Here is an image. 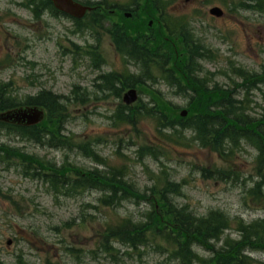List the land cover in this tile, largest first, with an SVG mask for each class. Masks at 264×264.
<instances>
[{
  "label": "rangeland",
  "instance_id": "obj_1",
  "mask_svg": "<svg viewBox=\"0 0 264 264\" xmlns=\"http://www.w3.org/2000/svg\"><path fill=\"white\" fill-rule=\"evenodd\" d=\"M21 1L0 0V85L6 89H0V95L22 99L47 88L58 99L63 97L60 104L69 113L63 134L71 135L74 144L87 141L91 152L86 156L77 147H47L7 134L4 130L0 131V148L7 143L20 148L24 154H36L43 158L42 161L55 165L67 160L89 169L91 176L101 179L105 188L109 183L106 177L109 172L105 168L115 167L122 170L129 181L128 188L136 189L137 198L145 191L147 202H153L158 192H165L169 183L171 187L177 184L171 196L177 203L187 204L197 215L208 210V218L210 208H219L228 214L227 217L241 218L247 223L260 219L259 233H264V203L256 202L247 194L253 182L261 178L254 161L259 147L240 142L230 164L236 175L220 180L216 175L213 177L214 174L212 177L203 175L201 168H213L214 165L226 168V164L216 153L197 148L191 141L188 147L174 145L169 129L166 126L162 129L155 120L160 113L147 112L150 104L145 93L139 91L140 102L128 118H112L122 108L123 90L140 80L162 90L170 101L184 108L188 99L173 95L162 81L154 84L161 77L158 64L168 61L162 49H151L146 56L147 63L126 62V56L117 54V47L113 48L106 32L108 27L103 25L97 34L96 29L88 25V19L83 25L74 24L67 17L45 14L44 11H41L40 18H35ZM240 1L175 0L167 9L174 18L171 26L175 25V30L180 31L179 37L190 39V45L201 42L211 51L199 61L201 75L207 77L210 86L233 87V81H239L232 74L233 65L251 72H259L264 67V11L241 8ZM213 6L220 7L223 14L211 16L209 9ZM170 37L176 38L174 35ZM141 44L143 48L151 47L150 43ZM87 51L92 53L91 56ZM98 60L100 64L91 65V61ZM129 60L135 59L131 57ZM143 82L140 85H146ZM230 90L237 93V98L242 97L240 88ZM26 99L24 97L22 101ZM246 104L252 117L262 115L264 87L254 90ZM60 114L51 107L53 125L59 124ZM185 136L190 140L189 132ZM142 146L141 152L150 147L153 154L139 156L137 149ZM11 162L0 160V189L3 193L0 194V264H13L15 256L20 254L28 264H178L156 247L163 238L156 233L151 238L146 231L143 235L148 244L144 249L133 251L113 242L118 249L116 254L111 256L102 250L101 234L105 225H113L127 216L132 217L133 222L141 218L146 208L150 210L145 202L130 199L123 204L120 201L121 206L102 207L97 205V198L103 196L99 190L58 194L56 197L46 185L37 183L39 180L25 178L21 173L22 166ZM53 167L61 171L72 168V164ZM257 183L264 191V182ZM132 221L126 223L134 224ZM161 225L171 235L181 227L177 223ZM226 233L236 238V226L232 224ZM250 237L255 238V235ZM7 240L10 244H6ZM250 241L248 239V246H251ZM252 244L264 247V237ZM195 250L201 256L209 254L198 247ZM247 254L257 260L252 264H264V252Z\"/></svg>",
  "mask_w": 264,
  "mask_h": 264
},
{
  "label": "trees",
  "instance_id": "obj_2",
  "mask_svg": "<svg viewBox=\"0 0 264 264\" xmlns=\"http://www.w3.org/2000/svg\"><path fill=\"white\" fill-rule=\"evenodd\" d=\"M130 82L131 81H129V83ZM40 96L42 97L40 98L38 97L37 99H35V101L36 103L40 102L41 103L40 105L46 107L49 110V114L51 107H54L58 111L62 110V106L58 103V98L53 96L51 93H45V94L42 93L40 94ZM221 96L223 97V101H224L221 112L219 113L221 115V119H219L220 124L222 126L221 132H217L213 128L212 123L215 122L216 119L207 116L208 110L206 105H200V107L197 109L198 112H201L197 115H203V116H198L196 118L194 117L195 119L193 121H187L196 126L195 130L198 132L196 134V137L200 141V144L204 147L210 148L211 150L218 151L220 154L224 153L223 143L225 140H227L228 138L229 139L237 138L236 136L237 132L232 128H238V126L231 122L229 123L228 119L235 117V115L241 112L239 111L240 108L233 104V101L228 100L222 94ZM9 106L10 105L6 102V100L0 97V108L5 109L8 108ZM207 106L209 107L208 102H207ZM63 118L64 117H62L61 115L60 117H58V122H59L58 129H54L53 127H57V124L53 125V120L50 117V121L48 124L46 122L42 123L41 126L36 129L37 132L36 136H41L40 138L42 139V142H44L45 136H49L52 135L53 133H56V131H58L62 127ZM235 121H237L236 123L238 125L246 126V127L248 126L253 131L258 130L257 128H260L261 126L262 128L264 127V120L243 121V119L240 118L238 120L237 119L233 120V122ZM250 136H253L252 140L254 141L255 144L262 145L264 134L261 133V130H258L256 132H251ZM0 149H2L4 152L5 147H2ZM259 155H261L260 160H263L264 151L262 153H259ZM109 179L110 181L107 185V188H105V186L100 185L103 184V181L101 179H92L90 174H87V176L84 179L85 181L91 184L90 187L92 189L95 190L98 189V187L96 188L94 185L95 182H97L96 184H99L100 186L103 187L100 191L104 192V194L99 201L101 202V204L105 206H110L119 203L120 201H118L116 198L117 192L124 191V190H119L122 189V187L119 184H117L118 182L117 176L112 175ZM126 192H128V190H126ZM105 200L108 201V203ZM221 217L222 214L219 212H212L208 218H204V217L195 218L190 215L186 217V213L185 215H181V213L170 202L163 201V203H161L160 201H155L154 204L152 205L150 220L149 217H147V222L142 224L147 225L151 229L149 230L151 236H155L154 233H156L167 241L173 240L176 243V245H174L175 248L183 250L186 254L188 253L190 254V249H188V247L190 243L195 241L204 245V247L209 248V250H212V252L214 253L212 259L217 264H244L243 259H241L240 253L238 257L234 258L233 256H231V252L233 249L232 246H229L227 248H221L220 250H215L214 242H216L215 238L217 237L216 226L220 225L222 221ZM172 223H177L178 225L181 226L179 229L176 230V232L173 235H171L169 231L165 232L162 229V225H161V224L171 225ZM134 226L135 225H132L131 223L126 224L125 237L130 238L129 242L131 244L144 242L145 239L144 241H142L139 240V238H145V236L143 235V232L145 231L144 230L145 227L139 226L132 229V227ZM253 234L255 235V238L250 239L251 247L260 246L252 243L257 242L261 237H264V233L263 234L259 233V228H257ZM210 237H212L211 238L212 243H210L211 239L208 240ZM259 243L261 242L259 241ZM185 257L186 259H188V256L185 255Z\"/></svg>",
  "mask_w": 264,
  "mask_h": 264
},
{
  "label": "water",
  "instance_id": "obj_3",
  "mask_svg": "<svg viewBox=\"0 0 264 264\" xmlns=\"http://www.w3.org/2000/svg\"><path fill=\"white\" fill-rule=\"evenodd\" d=\"M55 3L58 5H65L67 4V0H54ZM17 121L23 122V123H32L37 120L36 117H29L26 112H20L17 114Z\"/></svg>",
  "mask_w": 264,
  "mask_h": 264
},
{
  "label": "bare ground",
  "instance_id": "obj_4",
  "mask_svg": "<svg viewBox=\"0 0 264 264\" xmlns=\"http://www.w3.org/2000/svg\"><path fill=\"white\" fill-rule=\"evenodd\" d=\"M124 77H125V76H124ZM94 190H95V189H94ZM100 192H102V191H100ZM105 193H106V192H105ZM103 194H104V192H102V195H103ZM119 203H120V202H119ZM119 203H118V204H119Z\"/></svg>",
  "mask_w": 264,
  "mask_h": 264
}]
</instances>
